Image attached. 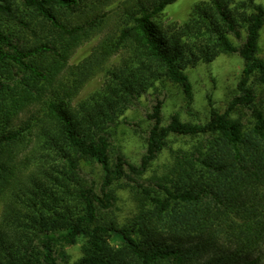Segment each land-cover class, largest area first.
<instances>
[{
  "label": "trees",
  "instance_id": "trees-1",
  "mask_svg": "<svg viewBox=\"0 0 264 264\" xmlns=\"http://www.w3.org/2000/svg\"><path fill=\"white\" fill-rule=\"evenodd\" d=\"M176 2L0 0V264H70L67 249L81 239L75 264H264V8L208 0L183 25L163 27ZM220 54L244 62L227 109L209 97L207 122L174 115L165 125L156 99L140 164L122 153L113 161L111 129L123 114L164 80L193 104L186 69ZM101 74L103 86L74 106ZM173 136L197 143L146 186L141 178ZM82 161L101 168L99 185L82 178ZM123 180L134 184L139 211L121 225L110 213Z\"/></svg>",
  "mask_w": 264,
  "mask_h": 264
},
{
  "label": "rangeland",
  "instance_id": "rangeland-1",
  "mask_svg": "<svg viewBox=\"0 0 264 264\" xmlns=\"http://www.w3.org/2000/svg\"><path fill=\"white\" fill-rule=\"evenodd\" d=\"M205 1L208 0H177L176 3L170 5L164 11V15L161 18L163 27L177 24L183 25L189 19L195 5ZM256 3L264 8V0H256ZM244 39L245 33H243V40H234L235 44L238 46L242 45ZM100 40L101 35H97L77 48L72 53L70 64H77L89 56ZM259 56L264 59V27L261 31ZM122 57H124L123 53H118L114 56L107 64L106 71L115 66ZM243 68V59L238 54H220L209 64L200 63L194 68L188 67L185 72L193 85V104L187 102L182 89L177 85L172 84L168 80L157 82L155 87L139 98L134 106L129 108L123 114L120 121L111 129L113 161H115L116 154L122 153L131 163L135 165L140 164L146 152L147 137L151 127L148 115L151 113L156 99L163 100L164 102L165 125L170 122L174 115H178L184 122L205 123L209 118L208 98H212L220 111H225L237 93L236 89ZM104 81L105 74L92 79L82 90L79 97L73 101V105H77L100 89ZM235 115L237 117H244L247 120L246 110L238 111ZM196 143L197 139L191 137H171L169 146L159 156L148 173L141 178V182L146 186H153L155 180L164 178L169 173L174 161V155L178 152L190 151ZM81 168L82 178L87 183L94 182L99 185L102 182L103 172L97 164L82 161ZM133 187H135L134 184L123 180L115 188L119 200L110 215L121 225L138 215L139 204ZM2 212L3 203L0 202V217ZM85 242V239H81L76 246L67 249L70 264H75L82 259Z\"/></svg>",
  "mask_w": 264,
  "mask_h": 264
}]
</instances>
